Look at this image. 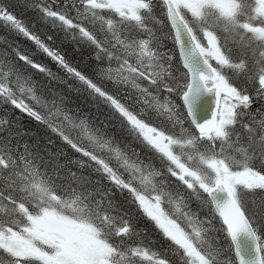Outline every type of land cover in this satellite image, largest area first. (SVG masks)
<instances>
[{"label":"snow or ice","instance_id":"snow-or-ice-1","mask_svg":"<svg viewBox=\"0 0 264 264\" xmlns=\"http://www.w3.org/2000/svg\"><path fill=\"white\" fill-rule=\"evenodd\" d=\"M0 264H264V0H0Z\"/></svg>","mask_w":264,"mask_h":264}]
</instances>
